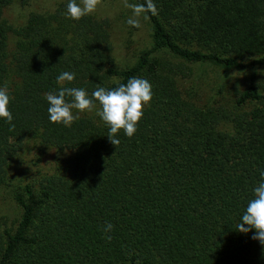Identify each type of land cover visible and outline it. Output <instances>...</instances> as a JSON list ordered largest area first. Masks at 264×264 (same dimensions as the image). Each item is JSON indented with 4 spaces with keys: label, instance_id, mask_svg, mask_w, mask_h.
Masks as SVG:
<instances>
[{
    "label": "trees",
    "instance_id": "1",
    "mask_svg": "<svg viewBox=\"0 0 264 264\" xmlns=\"http://www.w3.org/2000/svg\"><path fill=\"white\" fill-rule=\"evenodd\" d=\"M133 1L151 45L118 67L107 18L72 20L65 0L12 27L2 16L12 0H0V87L13 115L0 119V190L15 145L30 133L72 151L65 174L13 190L19 217L0 231V264H264V244L237 231L264 179V85L252 75L233 110L195 105L177 85L193 63L264 66V0ZM62 72L75 79L58 84ZM132 77L147 79L153 97L132 137L119 130L118 145L101 118L49 121L47 93L83 88L91 97Z\"/></svg>",
    "mask_w": 264,
    "mask_h": 264
},
{
    "label": "rangeland",
    "instance_id": "2",
    "mask_svg": "<svg viewBox=\"0 0 264 264\" xmlns=\"http://www.w3.org/2000/svg\"><path fill=\"white\" fill-rule=\"evenodd\" d=\"M65 0H12L3 10V18L12 27H18L26 21L30 13L51 12L57 4ZM97 18H107L110 24L113 57L118 67L133 64L139 53L150 47V24L145 14L133 0H100L96 11ZM136 21L138 26L129 24ZM16 37L8 33V65L12 66L11 56L15 49ZM191 72L187 76H178L177 85L182 96L189 102L203 107L214 106L234 109L239 93L253 75L260 91L264 85V66L249 64L245 68L223 69L210 63L189 64ZM71 102V101H70ZM249 102L242 110L254 107ZM100 105L92 111L79 112L78 117H90L99 120ZM223 129L229 125L223 123ZM72 151L44 143L39 132L30 133L23 141L15 145V153L8 168V182L0 190V231L3 227H13L19 217V208L11 198L13 190L32 182L35 178L49 175H63L67 172V159Z\"/></svg>",
    "mask_w": 264,
    "mask_h": 264
},
{
    "label": "clouds",
    "instance_id": "3",
    "mask_svg": "<svg viewBox=\"0 0 264 264\" xmlns=\"http://www.w3.org/2000/svg\"><path fill=\"white\" fill-rule=\"evenodd\" d=\"M100 0H68L66 15L72 20H80L96 11ZM129 24L138 26L136 21L129 20ZM75 79V73L62 72L57 76V83L71 82ZM72 97V101H66L65 97ZM153 97L152 85L145 78L132 77L126 84H120L113 89L97 87L91 97L83 88H64L58 92H49L45 98L48 102V118L50 122L63 124L65 127L78 118L73 109L79 112L92 111L99 103L97 115L109 128V140L116 146L120 143L117 137L119 130L123 129L127 137H132L137 131L138 121L143 117V108ZM11 96L8 90L0 87V119L11 123L12 112L9 109ZM264 178V170L260 172ZM111 223L105 224L103 231L110 232L113 229ZM237 231L247 234L253 232L252 239L264 244V179L253 188V198L247 203L246 209L237 225Z\"/></svg>",
    "mask_w": 264,
    "mask_h": 264
}]
</instances>
